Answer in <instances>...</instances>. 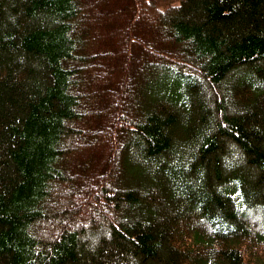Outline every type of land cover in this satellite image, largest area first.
Segmentation results:
<instances>
[{"label": "trees", "instance_id": "trees-1", "mask_svg": "<svg viewBox=\"0 0 264 264\" xmlns=\"http://www.w3.org/2000/svg\"><path fill=\"white\" fill-rule=\"evenodd\" d=\"M263 216L264 0H0V264H264Z\"/></svg>", "mask_w": 264, "mask_h": 264}, {"label": "rangeland", "instance_id": "rangeland-1", "mask_svg": "<svg viewBox=\"0 0 264 264\" xmlns=\"http://www.w3.org/2000/svg\"><path fill=\"white\" fill-rule=\"evenodd\" d=\"M158 2H159V4H160V6L162 5H165V4H169V3H177V0H157ZM239 73V70H237L235 73H234V77H236L237 76V74ZM204 86H202V90L204 91V95L205 94H207V93H209V94H211V92L209 91V87L207 86V88L206 87H204ZM229 105L231 106V108L233 109V110H236V111H243L244 110V108L243 107H241V106H239V105H235V104H230L229 103ZM229 154L231 155H229L230 157H232V158H234V156L235 157H237L236 156V152H235V149H234V147H232L231 148V150H229ZM177 158V157H176ZM175 158V159H176ZM174 159V160H175ZM172 161V165H177L178 164V161L176 160V161ZM238 161V159L236 158L234 161ZM233 161V162H234ZM232 165H233V163H232ZM227 168L229 167V165L227 164V166H226ZM226 168V169H227ZM167 174V173H166ZM92 183V182H91ZM90 183V184H91ZM122 183L120 182V183H118V184H116V185H113V187L115 188L116 186H119V185H121ZM225 188L226 187H223V188H221L220 190L222 191V190H225ZM60 190H62L63 192H69V191H66V188H65V186H60V188H59ZM74 191V190H73ZM76 195V196H75ZM75 195H74V198H72V202L74 203V204H77L78 203V196H80L81 194H79V192H75ZM52 205V204H51ZM52 206H54V205H52ZM61 207V206H60ZM108 210H106V212H107ZM251 211V210H250ZM109 212V211H108ZM254 216L253 217H255V218H257L258 220H256L255 221V223L256 224H258V225H260V226H263V222L261 221L262 220V215L259 213V211L258 210H256V211H254ZM92 214L94 215V212H92ZM108 214V213H107ZM108 216V215H107ZM95 216H93V218H94ZM264 217V216H263ZM102 219H100V221H101ZM100 221H98V222H96L94 225H97ZM259 221L261 222V224H259ZM85 221L84 220H82V219H78L77 220V222H76V224L78 225V226H82L83 225V223H84ZM82 224V225H81ZM49 225V224H48ZM48 225H43L42 224V228H44L45 226H48ZM86 228H87V232H86V236H83L82 237V239L84 238V240H85V238L86 239H88L89 241V243H91L92 245H93V247H95V246H97L98 245V240L101 238V237H105V238H107V237H109V235H107V234H109V227H108V224H106V223H103V224H101V226L99 225L98 226V228H96L95 230L90 226V225H87L86 226ZM43 230V229H42ZM93 233L95 234V235H97V237H96V239L95 240H92V238H91V236L93 235ZM90 239H89V238ZM100 237V238H99ZM94 239V238H93ZM109 239V238H108ZM86 242H87V240H86ZM262 249H263V251H264V246H262Z\"/></svg>", "mask_w": 264, "mask_h": 264}]
</instances>
